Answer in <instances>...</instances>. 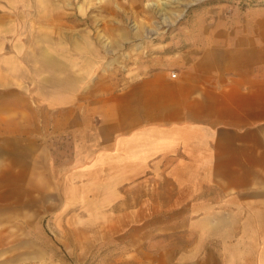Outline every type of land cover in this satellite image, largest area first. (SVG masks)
<instances>
[{
	"label": "crops",
	"instance_id": "obj_1",
	"mask_svg": "<svg viewBox=\"0 0 264 264\" xmlns=\"http://www.w3.org/2000/svg\"><path fill=\"white\" fill-rule=\"evenodd\" d=\"M32 8L0 0V228L36 199L93 208L102 189L111 208L124 185L154 183L139 211L189 217L196 259H264V7L203 18L120 84L93 79L76 43L51 47Z\"/></svg>",
	"mask_w": 264,
	"mask_h": 264
},
{
	"label": "rangeland",
	"instance_id": "obj_2",
	"mask_svg": "<svg viewBox=\"0 0 264 264\" xmlns=\"http://www.w3.org/2000/svg\"><path fill=\"white\" fill-rule=\"evenodd\" d=\"M26 1L33 6L32 29L51 47L73 53L76 43L83 66L92 61L93 79L115 84L153 70L159 57L168 59L176 48H185L183 33L200 31L203 18L264 7V0H160L161 5L158 0ZM161 186L124 185L116 192L124 199L111 208L104 207L112 199L102 189L93 190V208L76 209L70 199L68 208L53 195L49 202L36 199L28 209L32 214L2 216L0 264H264V259H218L212 248L205 249L204 259H196L201 249L192 247L189 217L139 211L140 194ZM218 228L210 226V237L221 234Z\"/></svg>",
	"mask_w": 264,
	"mask_h": 264
},
{
	"label": "built area",
	"instance_id": "obj_3",
	"mask_svg": "<svg viewBox=\"0 0 264 264\" xmlns=\"http://www.w3.org/2000/svg\"><path fill=\"white\" fill-rule=\"evenodd\" d=\"M171 77L175 78L176 77V73L174 71L171 72Z\"/></svg>",
	"mask_w": 264,
	"mask_h": 264
},
{
	"label": "bare ground",
	"instance_id": "obj_4",
	"mask_svg": "<svg viewBox=\"0 0 264 264\" xmlns=\"http://www.w3.org/2000/svg\"><path fill=\"white\" fill-rule=\"evenodd\" d=\"M158 2L160 3V0H158ZM162 3H160V5H161ZM187 6V5H186ZM162 9V8H161Z\"/></svg>",
	"mask_w": 264,
	"mask_h": 264
}]
</instances>
